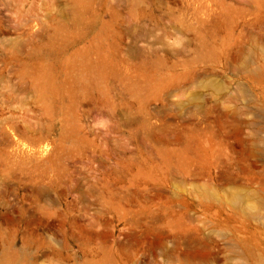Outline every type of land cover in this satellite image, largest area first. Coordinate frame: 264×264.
I'll list each match as a JSON object with an SVG mask.
<instances>
[{
	"label": "rangeland",
	"instance_id": "1",
	"mask_svg": "<svg viewBox=\"0 0 264 264\" xmlns=\"http://www.w3.org/2000/svg\"><path fill=\"white\" fill-rule=\"evenodd\" d=\"M0 264H264V0H0Z\"/></svg>",
	"mask_w": 264,
	"mask_h": 264
}]
</instances>
